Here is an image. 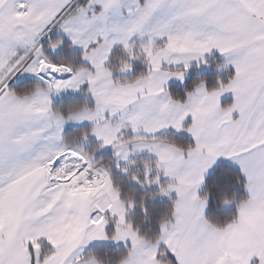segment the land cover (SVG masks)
Masks as SVG:
<instances>
[{
	"label": "snow or ice",
	"instance_id": "6c2138e0",
	"mask_svg": "<svg viewBox=\"0 0 264 264\" xmlns=\"http://www.w3.org/2000/svg\"><path fill=\"white\" fill-rule=\"evenodd\" d=\"M0 264H264V0H0Z\"/></svg>",
	"mask_w": 264,
	"mask_h": 264
}]
</instances>
